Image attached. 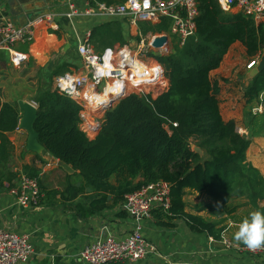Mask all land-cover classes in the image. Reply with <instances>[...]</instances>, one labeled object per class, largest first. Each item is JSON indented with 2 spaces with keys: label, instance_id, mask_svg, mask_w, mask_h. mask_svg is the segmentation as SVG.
I'll list each match as a JSON object with an SVG mask.
<instances>
[{
  "label": "trees",
  "instance_id": "obj_1",
  "mask_svg": "<svg viewBox=\"0 0 264 264\" xmlns=\"http://www.w3.org/2000/svg\"><path fill=\"white\" fill-rule=\"evenodd\" d=\"M93 1L92 5L110 6L126 0ZM198 10L195 35L182 48L175 45L168 55L149 54L163 67L168 89L155 99L150 94L127 95L105 112L94 140L80 129L83 108L51 90L52 79L62 75L66 65L38 70L37 92L32 99L37 106L34 130L38 142L44 153L69 166L77 178L73 183L68 178L67 189L53 195L71 201L83 193H112L118 203L144 185L166 182L171 185V205L167 212L153 211L157 225L171 229L175 222H182L192 235L214 242L227 239L224 223L239 209H246L243 216L264 212V206H260L264 201V177L246 160L250 140L238 133L233 121L222 120L219 88L210 79L235 43L245 49L249 61L260 57L264 25L242 13L222 11L217 0H198ZM127 24L110 22L92 28L90 44L98 53L117 43L124 45ZM169 25L166 19L148 23L142 30L161 35ZM244 91L247 102L256 100L264 91V71L248 82ZM20 118L17 102H3L0 95V190L5 185L15 188L19 180L13 166L14 148L7 134L18 129ZM192 145L202 151L205 159L193 152ZM23 173L40 186L33 171L24 167ZM111 180L116 186L110 184ZM78 183L80 188L75 190ZM186 191L206 197L212 203L206 208L219 220L187 213ZM103 199L100 197V201Z\"/></svg>",
  "mask_w": 264,
  "mask_h": 264
},
{
  "label": "crops",
  "instance_id": "obj_2",
  "mask_svg": "<svg viewBox=\"0 0 264 264\" xmlns=\"http://www.w3.org/2000/svg\"><path fill=\"white\" fill-rule=\"evenodd\" d=\"M5 1L0 0V22L24 25L36 19L42 20L35 29L33 44L17 48L28 55L29 61L26 67L35 74L29 80L34 79L36 86L39 69L51 70L56 65H66L67 70L62 75H82L81 61L76 51L79 41L86 34L90 35L92 28L96 26L110 22H117L123 26L127 24L123 23L124 19L103 16H85L80 13L69 16V10L63 0H31L23 5L26 11L22 10V6L16 2L13 8L19 14L11 17ZM77 7L83 11L80 1L77 2ZM229 13L237 14L239 10L234 8ZM256 23L264 25V19ZM145 26V23H140L138 26L127 24L123 36L125 44H114L111 49L126 47L135 50L139 35L145 37L157 35L144 33L142 29ZM173 46V39L167 37V44L163 48L167 52L166 55L172 52ZM91 47L93 48L92 45ZM246 58L245 49L241 44H233L219 68L210 74V79L217 83L219 88L217 98L222 120L233 121L238 133L250 140L246 160L264 177V91L256 100L247 102L244 87L248 82L242 80ZM149 60L153 61L152 58ZM7 68H10L7 56L0 53V92L6 90ZM54 78L51 90H53ZM15 83L18 86L21 85L20 81ZM13 101L6 99L3 102L13 103ZM85 112L88 114V120L80 129L89 140H94L101 129L103 120H94L93 111L87 108ZM95 116L100 115H93ZM7 138L14 148L12 154L14 171L19 176L25 175L24 167L33 171L41 183L39 187L43 193L40 207L21 209L7 185L0 190V230H8L28 237L33 247L32 257L24 264H86L79 259V254L85 247L105 237L123 240L135 230H138L149 244L156 247L163 257L150 255L137 264H264V253L248 257L227 251L222 242L192 235L182 222H175V227L171 229L160 227L153 213L150 219L137 221L124 210L123 201L116 203V195L112 193H104V196L83 193L78 194L71 201H67L69 198L63 200L59 194L52 193L64 192L67 189L68 178H72V183L77 181V178H74V171L49 154L44 152L35 154L27 151V135L21 130L17 129L7 134ZM200 156L205 157L203 154ZM110 184L116 186L114 180H111ZM78 188H80L79 183L75 184V190ZM72 193L74 195L73 191ZM100 197L105 199L100 201ZM191 199L194 200V205L188 207L186 202ZM203 201L210 202L202 195L186 191L185 211L204 218V211H197L195 207ZM260 206H264V201ZM239 210L242 216L246 212L244 208ZM88 213L93 214L86 217ZM239 224H232L230 219H226L224 225L230 227L225 234L227 239V233L234 232Z\"/></svg>",
  "mask_w": 264,
  "mask_h": 264
},
{
  "label": "built area",
  "instance_id": "obj_3",
  "mask_svg": "<svg viewBox=\"0 0 264 264\" xmlns=\"http://www.w3.org/2000/svg\"><path fill=\"white\" fill-rule=\"evenodd\" d=\"M78 1L83 11L77 7ZM63 2L69 10V16L80 13L85 16L124 19L129 26H138L140 23L157 24L166 19L170 24L166 34L146 37L139 35L135 50L123 47L107 49L98 54L90 45L89 34L79 41L76 51L83 74L79 76L64 74L55 77L52 91L83 108L80 127L87 123L85 109L92 111V104L99 95H104L108 99L99 103L102 108L115 96L125 98L130 87L145 89L153 86V89H161L162 82L166 81L164 69L155 60H149V54L154 52L152 49L154 40L162 36L171 37L174 46L182 48L186 41L195 35L196 19L199 16L198 0H126L123 4L110 6L99 3L92 5L93 0ZM217 4L224 12L236 8L239 13L253 18L255 22L264 19V0H217ZM41 22V19L29 21L24 25L0 22V53L7 56L11 69L19 70L28 63V55L17 48L33 44L35 29ZM258 61L259 56L251 59L246 65V71L256 67ZM30 104L37 107L34 102ZM11 194L21 209L38 208L43 199L38 181L26 175L19 176L16 187L11 189ZM170 195L169 183L159 181L147 184L138 191L125 195L123 207L128 215L137 221L150 219L153 211H169ZM222 244L227 251L242 256L254 257L264 253V249L250 251L245 246L233 244L225 237ZM32 255L33 247L28 237L0 230V264H24ZM150 255L161 257L156 247L149 244L140 232L135 230L123 240L112 237L97 240L80 252L79 259L86 264H137Z\"/></svg>",
  "mask_w": 264,
  "mask_h": 264
},
{
  "label": "rangeland",
  "instance_id": "obj_4",
  "mask_svg": "<svg viewBox=\"0 0 264 264\" xmlns=\"http://www.w3.org/2000/svg\"><path fill=\"white\" fill-rule=\"evenodd\" d=\"M24 47V46H22ZM18 50H21V49H18ZM169 52H171V50H169ZM246 63H244V71L242 73V75L244 76L242 78V80H245V75L247 73L246 71V65L247 63L249 62V59L246 58L245 59ZM244 61V62H245ZM27 64L22 67L21 69L19 70H15V69H11V68H7L8 71H7V74H5L7 80L5 81L6 83V90L3 91V92H0V95L3 99V101H5L6 99L8 100H14L15 102H18V101H24V102H32V99L33 97H35L36 95V92H37V86H36V82L35 80H29V79H32L35 74H33L31 72L30 69H28V67H26ZM18 82L20 81L21 85L18 86L17 83L15 82ZM52 85V83H51ZM168 89V81L166 80V85L164 86V88L162 87L161 89H144V88H141V89H128V93L126 94H133V93H138L139 95L140 94H150L152 96V98H156L157 96H159L160 94H162L163 92H165L166 90ZM17 97H20L21 99L17 100L18 98ZM88 116V114L86 115V117ZM92 118H96L98 120H103L104 116L100 115V116H95ZM195 148V145H192V150H194ZM202 158L205 159L204 156H201ZM41 184V183H40ZM191 198V197H190ZM189 198V199H190ZM198 200V199H197ZM193 201L194 200H190V201H187L186 202V205L189 207L191 205H194L193 204ZM211 203H206V202H199V204L195 205V207H201L202 210H204V218L205 219H208V220H219V218H217L216 216H213L209 209H207L206 207L209 206ZM212 205V204H211ZM192 207V206H191ZM240 213V210H238L237 214L234 216V217H229L227 219H230L232 221V224L234 223H240L242 222L246 217L248 218L249 216L248 215H245L242 217V215L239 214ZM222 219V218H220ZM226 219V218H225ZM224 227L229 231L230 230V227L228 228V226L224 225ZM235 231L232 232L230 231L229 234L227 233V236H228V239H230L229 241H231L233 244H240L238 242H236L234 240V233L238 230V228L235 227ZM233 252V251H232ZM202 261V260H201Z\"/></svg>",
  "mask_w": 264,
  "mask_h": 264
},
{
  "label": "water",
  "instance_id": "obj_5",
  "mask_svg": "<svg viewBox=\"0 0 264 264\" xmlns=\"http://www.w3.org/2000/svg\"><path fill=\"white\" fill-rule=\"evenodd\" d=\"M30 1L31 0H6L5 5L9 8V14L11 15V17H16L19 13L14 11L13 8L14 3L16 2L19 3V5L22 6V10L26 11L23 5L27 4ZM11 22H13V20H11ZM166 44H167L166 36L157 37L152 44V49L156 54L161 53L162 55H166L167 52L163 50ZM263 71H264V50L262 51V54L259 57V61L256 67H254L250 71H247L245 75V81L250 82L254 77L259 75ZM136 95L139 94L136 93ZM120 100H122V96L120 97L115 96L111 98L109 103H107V105H105L104 107L100 108V110H98L97 113H101L100 115L104 116L105 112L109 110L113 105L118 103ZM17 106L21 113V118L18 124V130L25 132L27 135L26 150L35 154H41L42 152H44V148L38 142V134L34 130V125L37 119V107L31 105L29 102H24V101H18ZM193 152L197 153L198 155H202V151L198 148H195Z\"/></svg>",
  "mask_w": 264,
  "mask_h": 264
},
{
  "label": "clouds",
  "instance_id": "obj_6",
  "mask_svg": "<svg viewBox=\"0 0 264 264\" xmlns=\"http://www.w3.org/2000/svg\"><path fill=\"white\" fill-rule=\"evenodd\" d=\"M234 240L250 251L264 249V212L253 211L240 222Z\"/></svg>",
  "mask_w": 264,
  "mask_h": 264
},
{
  "label": "bare ground",
  "instance_id": "obj_7",
  "mask_svg": "<svg viewBox=\"0 0 264 264\" xmlns=\"http://www.w3.org/2000/svg\"><path fill=\"white\" fill-rule=\"evenodd\" d=\"M151 78H153V76H150ZM162 84H163V82H162ZM152 87L153 86H150L149 88L148 87H145V89H152ZM128 89H133L132 87H130V88H128ZM135 89H141V88H135ZM108 99H107V97H105L104 95H99V97L93 102V104H92V114L93 115H100L101 113H97L98 112V110H100V106H99V103H101L102 101H107ZM98 103V104H97ZM92 115V116H93ZM86 118V120H88L87 118H88V116L87 117H85Z\"/></svg>",
  "mask_w": 264,
  "mask_h": 264
}]
</instances>
